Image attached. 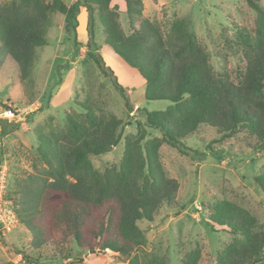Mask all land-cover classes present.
I'll return each mask as SVG.
<instances>
[{"label":"trees","instance_id":"1","mask_svg":"<svg viewBox=\"0 0 264 264\" xmlns=\"http://www.w3.org/2000/svg\"><path fill=\"white\" fill-rule=\"evenodd\" d=\"M244 1L254 12V22L250 29L235 25L233 37L224 39L236 62L232 69L226 56H220L219 67L213 65L188 19L175 16L163 32L159 24L142 17V0H0V49L15 63L19 81L33 72L37 50L47 42L51 13L63 15L64 30L75 47L80 44L77 16L83 7L86 54L110 79L126 108L132 110L131 92L98 51L95 22L101 26L103 43L142 78L144 99L169 101L164 110L141 109L144 120H137L135 132L125 135L119 163L103 170L93 166L91 156L119 143L122 120L115 114L103 113L87 100L77 101L82 111L68 112L63 126L35 128L41 165L35 162L31 172L16 180L9 197L19 223L30 234L28 244L18 250L26 263L67 260L73 246L79 252L110 251L122 259L119 264L169 263L164 256L139 258L135 252L146 243L138 222H151L163 207L177 205L180 184L165 174L160 146L165 143L195 156L198 152L183 140L207 125L220 138L245 133L257 148L264 147V0ZM120 14L126 17L127 31ZM2 121L1 139L16 124ZM148 129L160 136L150 137ZM254 181L264 195V168ZM212 208L207 225L233 235L216 253L215 264H260L264 227L257 218L227 199ZM180 262L207 264L199 262L195 251Z\"/></svg>","mask_w":264,"mask_h":264},{"label":"rangeland","instance_id":"2","mask_svg":"<svg viewBox=\"0 0 264 264\" xmlns=\"http://www.w3.org/2000/svg\"><path fill=\"white\" fill-rule=\"evenodd\" d=\"M70 3L72 0H64ZM142 17L159 24L163 32L175 16L188 19L192 29L209 51L212 63L220 66L226 56L229 66L235 69L232 51L224 43L232 38L235 25L250 29L254 12L244 0H142ZM52 24L46 28L47 42L37 50V61L30 78L19 81L15 63L0 49V110L7 108L15 115L13 130L0 138V166L5 170L3 199L14 213L9 197L15 189V181L33 170L37 159L38 144L35 128L48 130L51 126H63L68 112H81L77 101H89L103 113H113L122 120L119 143L110 151L91 156L98 170L117 165L123 154L124 137L135 132V122L143 121L142 108L164 110L167 100L138 98L143 80L131 67L103 43L101 26L95 22V41L104 61L116 74L118 81L130 92L132 110H128L123 98L86 54L87 12L82 7L78 14L77 39L74 46L64 30L63 15L51 13ZM124 30H128L125 15L120 14ZM137 25V23H136ZM247 29V30H248ZM223 55H219V54ZM143 91V90H142ZM141 95V94H139ZM142 100V101H141ZM2 120H0V130ZM148 135L160 136L148 129ZM214 128L201 125L183 142L197 151L195 156L183 154L163 143L159 156L165 174L178 180L175 208L163 207L153 221H139L145 231L146 243L136 249L139 258L158 255L169 259L168 264H181L187 253L195 251L201 263L215 264V255L233 235L222 227L212 229L206 223L214 203L227 199L253 214L264 227V195L254 181V176L264 168V147L257 148L255 139L245 133L220 138ZM30 234L18 225L9 233L0 235V264H28L18 250L28 244ZM73 255L63 261L44 264H119L122 259L106 252L81 251L73 246ZM36 254V251H34ZM51 248L47 249V254ZM264 264V249L261 253Z\"/></svg>","mask_w":264,"mask_h":264},{"label":"built area","instance_id":"3","mask_svg":"<svg viewBox=\"0 0 264 264\" xmlns=\"http://www.w3.org/2000/svg\"><path fill=\"white\" fill-rule=\"evenodd\" d=\"M15 115L11 108L0 110V120H10ZM5 188V170L0 166V235L11 232L19 223L16 214L6 206L3 199V190Z\"/></svg>","mask_w":264,"mask_h":264},{"label":"crops","instance_id":"4","mask_svg":"<svg viewBox=\"0 0 264 264\" xmlns=\"http://www.w3.org/2000/svg\"><path fill=\"white\" fill-rule=\"evenodd\" d=\"M140 90H141V91H140L139 94H141V95L138 94V98H139V99L142 98V100H143V99H144V86H142V89H140ZM142 90H143V91H142ZM142 100H141V101H142Z\"/></svg>","mask_w":264,"mask_h":264}]
</instances>
